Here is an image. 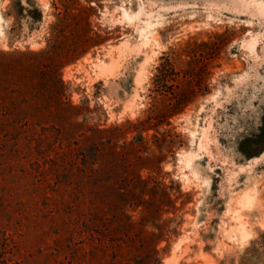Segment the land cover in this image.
<instances>
[{
	"label": "rangeland",
	"instance_id": "rangeland-1",
	"mask_svg": "<svg viewBox=\"0 0 264 264\" xmlns=\"http://www.w3.org/2000/svg\"><path fill=\"white\" fill-rule=\"evenodd\" d=\"M263 2L0 0V264H151L154 235L160 264H264L247 253L264 232ZM172 51L174 96L158 94ZM125 178L173 203L142 218L119 204Z\"/></svg>",
	"mask_w": 264,
	"mask_h": 264
},
{
	"label": "trees",
	"instance_id": "trees-1",
	"mask_svg": "<svg viewBox=\"0 0 264 264\" xmlns=\"http://www.w3.org/2000/svg\"><path fill=\"white\" fill-rule=\"evenodd\" d=\"M88 20L85 19V23L87 24ZM223 43L218 44L216 48H214V55L218 54L222 45H224L226 42L222 41ZM214 42H212L213 44ZM209 42L206 43H194L196 46L200 45H208ZM92 45H98V43H92L88 46ZM187 45H192L188 43ZM215 46V43H214ZM188 47V46H186ZM85 50L81 51V53H84ZM177 51H172V54L164 53L161 56V63L156 68V73L153 77V90L154 92H157L158 94H164L168 93L172 96H174V92L170 90H164L162 89L163 86L167 87V84H170V88L174 86L175 77L178 75V72H176L174 62L175 59L174 56H177ZM43 53V52H39ZM181 54V53H180ZM183 54L188 56L189 58L196 57V53L194 51H187L183 50ZM196 59V58H195ZM194 61V59H193ZM192 61V62H193ZM72 62V60H66V61H58L56 64V69L53 70V73L59 72L66 64ZM188 76H193V79L195 78L196 84L199 80V75L197 73H193V71H187L185 73ZM65 90L63 87V83L61 81H57L56 83V91L54 94H56V97H58V100L62 98L64 95ZM207 91H195L192 90L189 93L184 94L183 96L179 97L177 104L172 105L168 109H165L160 114H154L151 116H148L146 120L140 121L137 126L134 125V130L138 132V136L142 139L143 138V132L158 125H162L163 123H169L170 119L174 116L182 113L184 109L190 105L193 100L201 95H205ZM174 99L177 101L176 97ZM86 156V155H85ZM97 160V159H96ZM127 181V178H125V185L119 188L118 190V198H119V204L123 205L124 207H130L132 209L140 208L141 209V216L144 218L146 214L148 213V204L151 202H154L156 198H158L157 201L161 202H169L173 203L172 199L170 198L169 193L166 191L165 187L160 186H149L148 181L144 180L141 181L142 185H136L134 181L131 180ZM163 240L162 235L158 236H151L147 239V241L144 239L141 244L145 246V253H146V259L148 263L151 264H160L161 257L158 256L159 250L157 249V244L159 241ZM257 244L260 246L258 247ZM261 249V250H260ZM251 256H254L256 259H260L262 256L264 257V232L260 236V240H254L252 241V246L248 248V252ZM249 260V259H248ZM250 262V261H249ZM258 262V261H256ZM256 264V263H254Z\"/></svg>",
	"mask_w": 264,
	"mask_h": 264
},
{
	"label": "bare ground",
	"instance_id": "bare-ground-1",
	"mask_svg": "<svg viewBox=\"0 0 264 264\" xmlns=\"http://www.w3.org/2000/svg\"><path fill=\"white\" fill-rule=\"evenodd\" d=\"M264 3V2H263ZM264 5V4H263ZM127 15H129V14H127ZM129 17V16H128ZM0 20H1V17H0ZM147 26L149 27V26H151L152 27V25H151V23H148L147 22ZM150 29V28H149ZM144 31H146V30H144ZM142 32H143V30H142ZM145 37H147V35L145 36ZM146 39H148V38H146ZM191 156H189V155H187V158L185 159V163L187 164V166H189L190 165V163H191ZM187 161V162H186ZM246 196V195H245ZM250 197V196H249ZM244 198H246V197H244ZM251 198V197H250ZM245 200V199H244ZM247 200V199H246ZM248 200H250L249 198H248ZM251 202H252V199H251ZM249 203V202H248ZM243 205L245 204V203H242ZM247 204V203H246ZM245 204V205H246ZM250 204V203H249ZM248 204V205H249ZM251 205V204H250ZM249 234V233H248ZM242 236L243 237H245V236H247V233L246 232H243L242 233Z\"/></svg>",
	"mask_w": 264,
	"mask_h": 264
}]
</instances>
